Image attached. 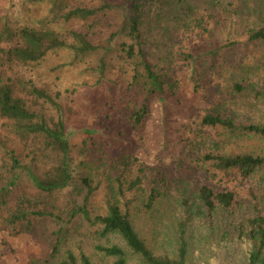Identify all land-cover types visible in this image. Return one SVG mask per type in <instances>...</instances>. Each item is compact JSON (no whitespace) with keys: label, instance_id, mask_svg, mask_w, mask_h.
Wrapping results in <instances>:
<instances>
[{"label":"rangeland","instance_id":"rangeland-1","mask_svg":"<svg viewBox=\"0 0 264 264\" xmlns=\"http://www.w3.org/2000/svg\"><path fill=\"white\" fill-rule=\"evenodd\" d=\"M151 1L154 2L153 10L141 25L142 46L154 63L167 64L164 57L170 59L178 85L163 99H150L149 115L143 126L134 130L120 117V109L130 98L124 92L127 74L121 70L122 62L115 56L116 37L108 38L123 19V6L117 4L87 20L65 21L61 17L65 11L77 7L97 9L102 0H0V24L18 20L39 24L44 19H53L61 27L87 33L93 43L104 47L83 62L75 63L70 62L72 53L68 49H57L31 76L36 87L44 89L53 99L59 92L55 99L59 110L50 102L44 103L31 94L20 92L28 106L47 121L55 119L57 111H61L65 137L70 145L73 180L65 189L47 197L46 209L57 213L56 220L46 215L36 217L30 230H26L28 221L20 232H9L0 223V264H40L50 252V244L55 239L51 232L58 225H63L64 231L60 255L65 247L74 249L76 244H81L96 264H114L113 257L97 254L93 245L117 240L99 239L92 226L81 216L72 217L67 207L84 204L90 214L103 213L104 198L116 185L113 176L119 171L116 162L119 156L136 160L125 178L129 180L139 175L141 182L125 191L121 207H128L134 227L150 247L157 252L175 254L181 226L188 264H245L247 220L256 214L264 215V181L258 177L241 181L235 176L215 181L209 178L206 166L196 158L212 149L215 140L221 144L220 152L226 154L264 155V138L232 136L220 127L200 128L199 125L200 116L219 103L232 111L235 121L264 125V40L251 41L247 33L255 24L248 10L253 0L238 1L237 5L235 0L232 8L227 9L226 20L217 17L219 5L211 0H183L182 8L196 18L184 26L179 24L180 19L170 20V13L164 14L170 7H164L163 15L158 16L157 4L162 1L166 6L165 2L170 0ZM212 51L215 52L214 71L208 68L205 57ZM101 52L107 54L103 68L99 65ZM186 52L197 57L194 79L199 82L195 83L196 88H193L194 81L187 77L190 72L183 61ZM29 75L28 72L25 77ZM233 81L245 88L232 92ZM2 122L0 118V135L6 146L19 153L22 161L30 160L34 142L16 139ZM2 147L0 165L7 158ZM43 160L45 166L51 163L48 157ZM39 168L41 170V162ZM83 177L88 178L91 187L88 194ZM26 179L24 174L18 178L19 187L8 198L10 205L15 204L18 189L37 196V190ZM202 184L214 190L222 186L230 188L235 192V200L229 208L218 207L210 216H204L196 197L197 188ZM151 188L156 196L152 207L147 209L145 202ZM127 264L140 263L132 258Z\"/></svg>","mask_w":264,"mask_h":264},{"label":"trees","instance_id":"trees-1","mask_svg":"<svg viewBox=\"0 0 264 264\" xmlns=\"http://www.w3.org/2000/svg\"><path fill=\"white\" fill-rule=\"evenodd\" d=\"M182 1H166V6L160 1L161 5L157 4L158 16L163 15L164 7H170L169 12L164 11V14L170 13V20L180 19L181 26L188 25L190 19L196 18L182 8ZM211 1L219 5L220 12L216 16L226 20L229 16L227 9L232 8L231 5L235 0ZM238 1L246 0H236V5ZM153 3L151 0H102L97 9L77 7L61 15L65 21L87 20L95 16L97 12L105 13L106 9L114 8L117 4L119 7H124L120 25L109 34L108 38L116 37L115 56L122 62L121 70L127 74L124 92L130 98L124 108L120 109V117L125 119L134 130H139L149 115L150 99L153 97L163 99L165 94L173 93L178 85V79L170 67V59L164 57L167 64L154 63L148 59L142 46L141 25L145 23L149 11L153 10ZM263 6L264 0H253L252 7L248 8L249 16L255 19L254 26L247 29L248 38L251 41L264 40ZM182 15L184 17H181ZM196 21V24H199L200 21ZM101 45L93 43L87 33L61 27L53 19H44L39 24H31L24 20L12 23L4 21L0 24V118L3 120L2 126L16 139L24 142L33 141L35 145L30 160L22 161L19 153L7 147L0 135V147L3 146L4 155L7 157L3 165H0V223L3 229L9 232H20V228L30 221L26 227V230H30L33 218L45 215L56 220L57 213L46 209L45 204L49 201L47 197L56 191L65 189L73 180L69 159L70 145L65 137L61 111H57L55 119L47 121L42 114L28 106L20 92L31 94L44 103L50 102L59 110V105L55 101L59 92L55 93L53 99L44 89L36 87L31 76L37 73L47 56L57 49H68L72 53L70 62L75 63L83 62L91 53H97L103 49ZM106 56L105 52H101L99 56V65L102 68L105 66ZM179 56H181L180 53ZM183 56L187 71L190 72L187 77L194 81L193 88H196L195 85L199 82L194 79L197 72L195 63L197 57L188 52ZM205 57L208 59V68L214 71L215 52L212 51V54H206ZM28 72L30 75L25 77ZM244 88V85L237 81L231 84L232 92H241ZM199 125L202 126L200 128L220 127L227 135L264 138V125L235 121L232 111H228L221 103L206 110L200 116ZM220 145L219 140L213 141L212 149L196 158L206 166L209 178L220 181L226 180L228 176H235L236 179L242 181L258 177L264 181L263 154L251 152L226 154L220 152ZM44 157L51 159L48 166H45ZM39 162H41V170ZM116 162L119 165L118 173L113 176L116 185L112 187L110 195L104 198L105 211L103 213L90 214L84 204H72L67 207L70 208L72 217L81 216L87 221L99 239L104 238L108 241L109 238H114L117 240V242L108 241L105 244L95 243L94 251L102 256L113 257L114 264H127L132 258H136L140 264H188L187 247L181 226L178 232V245L173 255L168 252L155 251L136 230L129 217L128 207L125 205L121 207V198L125 191H130L140 184L141 177L136 175L129 180L125 178L136 160L132 161L129 156H119ZM113 165L116 166V163L113 162ZM137 169L138 172L142 171L141 167ZM21 174H24L27 178L26 182L37 190V196L29 194L24 189H18L15 204L10 205L8 198L13 190L19 187L18 178ZM82 181L87 184L88 194L91 191L88 178L83 177ZM197 189L196 197L203 207L201 214L204 216H210L218 207L229 208L235 200L234 190L224 186L219 190H214L209 185L202 184ZM153 190V188L150 189L145 202L147 209L152 207L156 196ZM86 196L83 197L84 202ZM247 224L249 230L246 240L245 264H264V215H254L247 220ZM51 234H55V239L50 244L49 254L40 264H96L81 244H76L74 249L65 247L60 255L59 251L62 249L61 244L64 238L63 225H58Z\"/></svg>","mask_w":264,"mask_h":264}]
</instances>
